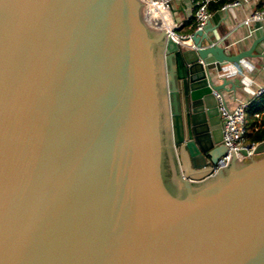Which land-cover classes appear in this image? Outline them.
Listing matches in <instances>:
<instances>
[{
    "label": "water",
    "instance_id": "1",
    "mask_svg": "<svg viewBox=\"0 0 264 264\" xmlns=\"http://www.w3.org/2000/svg\"><path fill=\"white\" fill-rule=\"evenodd\" d=\"M144 4L0 0V264H264V141L212 173L264 31L226 52L216 12L187 47Z\"/></svg>",
    "mask_w": 264,
    "mask_h": 264
},
{
    "label": "built area",
    "instance_id": "2",
    "mask_svg": "<svg viewBox=\"0 0 264 264\" xmlns=\"http://www.w3.org/2000/svg\"><path fill=\"white\" fill-rule=\"evenodd\" d=\"M145 4L142 8L143 16L148 20L146 24L154 29L166 28L167 36L173 41L183 46H190V42L183 43L184 38H190L191 33L194 31L201 30L211 19L214 12L209 8L211 3H216L218 1H224L220 6L218 11H232L233 8L245 5L249 0H190L192 6L191 12V24L192 31L185 33L182 30L181 23H178L174 18V12L172 9V4L175 0H141ZM258 23L259 28L264 31V7L260 9L253 10L248 17L243 21V24L248 28V36H253L255 32L254 25ZM253 27L251 28L250 26ZM234 44L223 46L225 51L230 52ZM243 62V61H242ZM242 62L239 67L242 66ZM235 64H228L223 67V73L221 76L227 78L229 74H242V69L235 70L232 66ZM233 69V70H232ZM243 75V74H242ZM228 89V87H227ZM229 92L225 97L222 93L218 91H213L215 99L217 100V109L220 114L222 122V144L225 147V153L216 161L212 166V173H216L217 170L227 165V162L231 155V149L235 150L237 158L242 160L244 155L241 151H246L247 155L253 153L254 147L257 143L249 142L246 139L247 134V122L246 113L249 105L257 101L261 96H264V85L258 86L255 91H252L251 97L249 99L240 100L235 96L230 98L231 95H235V92L228 89ZM228 101H232L234 105L230 107ZM264 118V105L255 114V119L260 120Z\"/></svg>",
    "mask_w": 264,
    "mask_h": 264
},
{
    "label": "crops",
    "instance_id": "3",
    "mask_svg": "<svg viewBox=\"0 0 264 264\" xmlns=\"http://www.w3.org/2000/svg\"><path fill=\"white\" fill-rule=\"evenodd\" d=\"M187 2V0H175L172 4L174 18L178 23H181V28L185 31L191 24L189 23L191 15L188 17L186 14ZM263 7L264 0H249L247 4L235 7L232 11H215L214 13H219V19H217V23L214 27H216V32L219 35V41L221 42L220 45L225 47L234 44L230 50V53L233 54L247 49L251 45L253 39H255V34H253V36H248L249 27L245 26L243 21L253 10ZM250 27L252 28L253 25ZM209 35L212 39L214 38V33L210 32ZM232 68L234 69H232V72L237 70V68L242 69L243 75L240 73L235 75L229 74L227 77V81L229 82L227 87L231 90L233 84H230V82L233 83L234 79L239 80V88L235 89V95L233 93L230 98L235 96L240 100L249 99L252 91H255L258 86L264 85V57L245 59L243 60L241 67L234 65ZM228 105L232 107L234 103L228 101Z\"/></svg>",
    "mask_w": 264,
    "mask_h": 264
},
{
    "label": "trees",
    "instance_id": "4",
    "mask_svg": "<svg viewBox=\"0 0 264 264\" xmlns=\"http://www.w3.org/2000/svg\"><path fill=\"white\" fill-rule=\"evenodd\" d=\"M224 1H218L216 3H211L209 8L212 12L219 10L220 6ZM191 23V19L189 20ZM192 28H188L185 33L191 32ZM264 105V96H261L257 101L252 102L246 113V122H247V134L246 140L249 142L259 143L264 141V118L257 120L255 119V114L261 109Z\"/></svg>",
    "mask_w": 264,
    "mask_h": 264
},
{
    "label": "flooded vegetation",
    "instance_id": "5",
    "mask_svg": "<svg viewBox=\"0 0 264 264\" xmlns=\"http://www.w3.org/2000/svg\"><path fill=\"white\" fill-rule=\"evenodd\" d=\"M215 132L217 133V138L220 139L222 137V122L220 120V117H219L218 123L216 125Z\"/></svg>",
    "mask_w": 264,
    "mask_h": 264
}]
</instances>
